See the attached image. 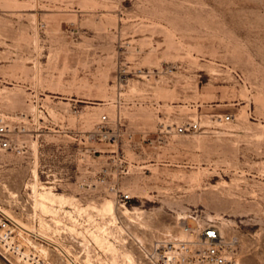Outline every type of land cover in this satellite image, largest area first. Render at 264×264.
<instances>
[{"label":"rangeland","instance_id":"rangeland-1","mask_svg":"<svg viewBox=\"0 0 264 264\" xmlns=\"http://www.w3.org/2000/svg\"><path fill=\"white\" fill-rule=\"evenodd\" d=\"M103 115L115 141L88 137ZM0 125V207L78 264H154L138 243L197 241L192 217L235 241L230 264H264V0H0ZM105 168L126 207L88 205ZM77 200L84 251L48 219Z\"/></svg>","mask_w":264,"mask_h":264},{"label":"built area","instance_id":"built-area-1","mask_svg":"<svg viewBox=\"0 0 264 264\" xmlns=\"http://www.w3.org/2000/svg\"><path fill=\"white\" fill-rule=\"evenodd\" d=\"M230 115H227V119ZM108 121V116L103 115L101 124L94 131L89 133L90 140L100 141H115V134L110 129L105 127V122ZM200 124L197 121L188 122L186 125H181L177 128L178 132H184L185 130H198ZM162 139V138H161ZM14 145V140L10 137V129L6 125H0V148L8 149ZM117 155V153H115ZM114 155L113 161L120 162L125 161L119 156ZM128 170V169H125ZM108 168H105L100 176L99 180L106 183L101 187L98 183L90 181V183H83L81 186L88 192H90V200L88 205L98 203L106 197L114 195L115 203L118 207H126L133 198V194L128 191H124L116 181H108L106 178ZM124 172V170H123ZM36 176V175H35ZM95 181L98 178L94 179ZM86 201H73L69 205L72 210L71 214H64L63 218H52L48 216V219L54 222L57 227V231H63L66 237L70 239H81L77 232L78 217L75 215L76 209L79 205L88 206ZM60 207L66 206V204H59ZM35 216V214H34ZM196 220V227L189 225L185 226V230L195 234L197 241L191 240H176V241H161L157 240L152 244V249L145 248L143 243H138L139 247L147 253L149 259L154 264H230L232 261V255L230 253L232 246L235 244L233 239L229 240L221 232L219 226L211 221H205L202 225L199 224L196 217H192ZM47 221V220H46ZM51 221V222H52ZM49 224V223H48ZM78 242V241H77ZM200 245L196 254L191 256L192 243ZM39 243L47 244L55 247L60 254L68 261V257L64 253L65 246L57 244L56 242H50L40 237L36 232L28 231L25 229L18 218L13 214L8 213L6 210L0 207V253L2 255H9L14 257L18 262L22 264H54L52 261L43 255ZM79 243L81 251L85 250L84 244ZM94 246L99 251H103L95 242ZM62 245V246H61ZM61 247V248H60ZM67 249V248H66ZM68 250V249H67ZM72 257H74L71 254ZM6 257V256H5Z\"/></svg>","mask_w":264,"mask_h":264},{"label":"bare ground","instance_id":"bare-ground-1","mask_svg":"<svg viewBox=\"0 0 264 264\" xmlns=\"http://www.w3.org/2000/svg\"><path fill=\"white\" fill-rule=\"evenodd\" d=\"M35 175L37 176V172L35 171ZM41 196L45 199V200H54L56 197L57 198H60V199H62V198H64V195L63 194H56V193H53V192H51V191H49V192H47V193H43V194H41ZM128 208V207H127ZM102 209V208H101ZM105 210H108V211H111L112 213H115L116 212V206H115V204L112 202V201H109L106 205H105ZM125 211H127V210H125ZM129 212V211H128ZM105 213V212H104ZM125 213V212H124ZM21 223V225L25 228V229H27L28 231H32V232H36L40 237H42V238H44V239H46L47 241H50V242H56L53 238H51V237H48V236H46V234H42V233H40V232H37V231H35L34 229H31V228H29V227H27L24 223H22V222H20ZM138 239H139V237H138ZM62 246V245H61ZM62 247H64V246H62ZM61 248V247H60ZM41 250V252L42 253H44L43 252V248H41L40 249ZM44 251H46V250H44ZM64 253H65V255L68 257V259H69V262H70V264H78V262L76 261L77 259H75V257H72L71 256V252H69V250H67L66 248H64ZM45 254V253H44ZM237 264H240V263H237Z\"/></svg>","mask_w":264,"mask_h":264}]
</instances>
